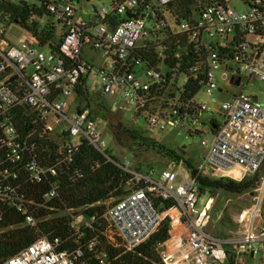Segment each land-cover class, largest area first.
Listing matches in <instances>:
<instances>
[{
	"label": "built area",
	"instance_id": "built-area-1",
	"mask_svg": "<svg viewBox=\"0 0 264 264\" xmlns=\"http://www.w3.org/2000/svg\"><path fill=\"white\" fill-rule=\"evenodd\" d=\"M108 1L109 8L104 3L100 9L86 12V17H78L80 3L76 6L74 0H34L31 6L45 11L58 24L42 25L40 21L42 29L52 27L56 33L45 46L25 29L21 44H11L6 37L10 16L0 15V193L12 196L5 195L3 201L23 210L24 204L33 205L23 194L25 184L57 176L56 168L44 166L35 155V131L28 135L21 131L17 119L22 110L36 115L43 128L41 138L55 142L60 153L83 141L102 153L107 151L90 105L86 106L77 91L96 75L103 94L136 106L137 112L148 116L149 127L201 135L207 149L199 166L187 168L185 173L120 162L131 179L126 195L107 205L108 242L133 252L169 221L170 239L157 248L164 264H240L246 257L258 255L264 264V227L254 231L255 220L262 216L264 179L259 178L257 188L262 193L256 204L242 212L247 228L241 236L222 237L208 230L213 220L212 199L198 207L200 177L236 183L259 177L264 168V106L243 94L234 96L221 104L215 113L220 122L212 119L205 133L202 118L205 113L214 114L213 108L196 102L197 96L183 98L181 86L174 79L167 82L164 69L151 68L142 55L162 64L171 41L184 38L189 45L196 43L207 50L205 68L193 72L195 79L205 77L202 91L210 98L220 90L213 72L222 68L231 73V84L243 77L264 84V0H241L244 11L233 7L231 0ZM235 41V52H220ZM96 54L110 58V63L97 66L92 62ZM166 84L164 94L151 101L153 88L163 89ZM68 138H78L79 143H67ZM183 165L177 166L181 169ZM58 197V185L53 184L46 203ZM23 214L28 216L27 224L36 228L27 209ZM85 224L90 225L78 217L73 226ZM174 237L177 241L169 246ZM61 244L59 238L42 235L2 264H77L80 250L62 251ZM100 263H106L104 256Z\"/></svg>",
	"mask_w": 264,
	"mask_h": 264
},
{
	"label": "trees",
	"instance_id": "trees-1",
	"mask_svg": "<svg viewBox=\"0 0 264 264\" xmlns=\"http://www.w3.org/2000/svg\"><path fill=\"white\" fill-rule=\"evenodd\" d=\"M0 15L10 16L11 22H17L22 29L40 38L41 46H45L46 42L56 34L52 27L43 29L41 27L42 18L50 15L25 2L12 4L0 0ZM171 43L172 46L163 52L162 64L159 59H150L142 55L151 68L164 69L167 82L174 79L176 85L181 86L183 98H194L202 91L205 77L199 75L195 79L193 69L205 68L207 50L196 43L189 45L188 40L184 38L172 40ZM236 45L235 41L228 48H220V52L233 53ZM154 56L157 58V55ZM182 76L184 81L179 85ZM83 84L77 90L79 97L88 95L86 81ZM167 87V84L163 89L155 86L150 96L151 101L161 97ZM171 97L174 98V95ZM137 113L140 114L142 111L139 110ZM17 121L25 135L35 131L33 137V142L36 143L35 155L44 166L56 168L57 176L49 177L42 183L25 184L23 194L27 200L33 202V205L24 204L23 210L27 209L37 222L36 228L27 224L28 216L23 214V210H19L9 201H3L5 195L12 197L11 194L0 193V264L35 243L42 235H48L51 239L59 238L62 242L60 247L62 251L80 250L81 255L77 258V264H101V256L106 258L105 264H164L157 248L170 239L169 221H165L148 241L133 252L115 248L106 239L105 233L109 224L106 219L105 203L123 198L131 179L130 175L120 167V161L109 151L100 152L88 141H83L75 149H66L60 153L59 146L55 142L48 137L41 138L42 124L29 110L20 111ZM143 143L175 160L174 162L178 164L182 162L187 168L194 169L193 164L184 157L185 149L179 153L150 139H143ZM22 180H25V176ZM258 182L259 177L241 183L213 181L200 177L198 185L202 197L213 191L241 195L257 188ZM53 184L58 185L59 197L46 203ZM78 217H83L90 225L74 227V221ZM92 244L95 245L91 247Z\"/></svg>",
	"mask_w": 264,
	"mask_h": 264
},
{
	"label": "rangeland",
	"instance_id": "rangeland-1",
	"mask_svg": "<svg viewBox=\"0 0 264 264\" xmlns=\"http://www.w3.org/2000/svg\"><path fill=\"white\" fill-rule=\"evenodd\" d=\"M12 4H19L25 2L27 4H34V0H5ZM77 6L78 17H86V12L96 7L98 9L105 3L106 7H110L108 0H74ZM231 5L240 11H244L245 7L241 0H231ZM81 8L84 10L82 11ZM48 22H53L56 26L58 24L50 17L42 18V25ZM60 34V33H59ZM26 31L21 29L17 22H10V27L7 32V39L11 44L19 46L26 38ZM48 52L47 49H45ZM110 58H103L101 54H96L92 61L97 66L103 64L106 66L110 63ZM228 76H224V73ZM218 89L214 92V97L210 98L205 92L201 91L197 97L196 102L204 103L213 108L214 114L205 113L202 118V123L205 126L201 127V131L209 132V122L212 119L220 122V118L215 114L221 104L231 99L234 96L243 94L244 96L253 97L256 102H261L264 105V84L258 79H248L243 77V80L238 83L231 84V73L225 71L224 68L215 70L213 72ZM228 78V79H227ZM226 79V80H225ZM184 81L182 76L179 81L181 85ZM88 95L83 96L84 103L90 105L89 109L94 115V119L98 122V131L101 134V143L105 144L106 150L109 151L118 161L133 162L136 167L145 169L148 166L154 167L157 171L172 168L177 173H185L187 167L185 165L180 169L170 158L164 154H160L157 150L143 143V139H150L159 142L172 150L182 153L185 149L184 157L190 161L193 166H199L202 157L206 154V147L202 146V136H189L182 131L175 128L161 129L160 127H149L147 124L148 116L142 113H137L136 106L129 104L121 97L107 96L103 94L102 85L99 77L91 76L87 81ZM75 108V106L73 107ZM180 132V133H179ZM137 137V139H135ZM67 143L76 145L79 143L78 138H68ZM260 179H264V168L258 175ZM182 176H178V181ZM260 189L262 187L260 186ZM258 188L244 192L241 195L230 194L224 191H213L207 196H202L199 208L203 207L208 199L213 200L211 210L212 219L215 220L210 223L208 230L218 236L230 237L241 236L247 224L242 218V212L251 209L256 204V198L261 196ZM111 200L105 205L107 206ZM262 216L255 220L254 231L257 232L264 227V193L260 205ZM240 264H263V258L258 255L255 258L246 257Z\"/></svg>",
	"mask_w": 264,
	"mask_h": 264
},
{
	"label": "bare ground",
	"instance_id": "bare-ground-1",
	"mask_svg": "<svg viewBox=\"0 0 264 264\" xmlns=\"http://www.w3.org/2000/svg\"><path fill=\"white\" fill-rule=\"evenodd\" d=\"M247 97H248L250 100L256 102V100H255L253 97H251V96H247ZM256 103H258V104L264 106L261 102H256ZM175 238H176V237H175ZM175 238H174V239H175ZM174 239H173L172 241H170L169 246H172V245L174 244Z\"/></svg>",
	"mask_w": 264,
	"mask_h": 264
},
{
	"label": "crops",
	"instance_id": "crops-1",
	"mask_svg": "<svg viewBox=\"0 0 264 264\" xmlns=\"http://www.w3.org/2000/svg\"><path fill=\"white\" fill-rule=\"evenodd\" d=\"M219 91L222 92V93L224 92L222 89H220ZM213 221H215V220H213ZM176 241H177V240H176V238H175V239H174V243H175Z\"/></svg>",
	"mask_w": 264,
	"mask_h": 264
},
{
	"label": "water",
	"instance_id": "water-1",
	"mask_svg": "<svg viewBox=\"0 0 264 264\" xmlns=\"http://www.w3.org/2000/svg\"><path fill=\"white\" fill-rule=\"evenodd\" d=\"M213 128H214V129H216V128H217V125H216V124H214V125H213Z\"/></svg>",
	"mask_w": 264,
	"mask_h": 264
}]
</instances>
